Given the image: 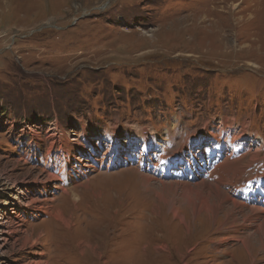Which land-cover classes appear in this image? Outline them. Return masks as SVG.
I'll use <instances>...</instances> for the list:
<instances>
[{
	"label": "rangeland",
	"instance_id": "rangeland-1",
	"mask_svg": "<svg viewBox=\"0 0 264 264\" xmlns=\"http://www.w3.org/2000/svg\"><path fill=\"white\" fill-rule=\"evenodd\" d=\"M0 106V264H264L258 221L138 164L142 130L233 125L264 171V0H0Z\"/></svg>",
	"mask_w": 264,
	"mask_h": 264
},
{
	"label": "bare ground",
	"instance_id": "bare-ground-1",
	"mask_svg": "<svg viewBox=\"0 0 264 264\" xmlns=\"http://www.w3.org/2000/svg\"><path fill=\"white\" fill-rule=\"evenodd\" d=\"M218 127H205L203 130L190 135V138L180 139L174 149L171 148L170 151L165 152L157 150L161 149L162 146L158 145L156 142L155 133L142 130L141 133L138 134V136L144 140V143L140 144L141 155H139L138 164L145 168L147 167L145 163H147L148 169H146V171L155 174L158 178L172 177L174 180L183 182L182 184L186 186V189H192L191 192L194 193L192 198L196 196L198 200L192 205L193 213L205 210L217 216L223 207H228L231 214L236 213L243 217L241 224L247 223V225H250L253 221H258L257 231L263 233L264 236V201L256 199V195H260L264 199V171L262 173L253 171V166L256 162V152H261L263 148H255L250 152V148L245 146L246 142L244 138H246V126L242 128L241 133H236L233 130V125L230 127L223 126L225 129L224 133H222L221 128ZM201 136H203V139H201ZM111 138L112 137L109 136L105 137L106 140H111ZM117 139L118 136L116 132H114L113 142L115 143ZM149 144L155 148L153 152L155 154L151 153L146 156V149L149 147ZM64 147L66 148L65 145ZM185 149H187L186 153L187 156H189L188 158L183 154ZM202 151L206 156H199ZM248 154L249 158L245 160ZM197 157L201 158L200 163L196 162ZM259 163L264 169V157H260ZM51 169L57 171L58 168L53 167ZM198 173L202 174L199 176ZM47 178L49 180H54L55 176L49 173ZM223 180L231 182V185L244 195H252L253 204L238 201L233 195L223 191H227V188H223V190L220 189L218 183ZM171 183L164 184L163 187L166 185L169 187L170 185V188H172ZM229 190L228 192L233 191L232 189ZM38 201L34 203L35 205H39L36 206L38 212L48 213L50 207H46V205L43 206L42 202ZM226 203L231 207L229 205L225 206L224 204ZM255 204L262 207H258ZM171 210L170 211L175 217L180 216V211L178 209L175 208ZM242 212L244 215L241 214ZM245 214L247 215L245 216ZM55 217L59 222H66L61 212H57ZM234 223L233 221L232 224ZM241 224L239 226H231V230L234 231L230 237L226 238V241H229L232 237H238ZM245 239L246 238L243 239L244 243L247 242ZM30 264L40 263L33 261Z\"/></svg>",
	"mask_w": 264,
	"mask_h": 264
},
{
	"label": "trees",
	"instance_id": "trees-1",
	"mask_svg": "<svg viewBox=\"0 0 264 264\" xmlns=\"http://www.w3.org/2000/svg\"><path fill=\"white\" fill-rule=\"evenodd\" d=\"M1 108H3V106H0V109H1ZM1 113L4 114V113H5V110H2ZM1 113H0V114H1Z\"/></svg>",
	"mask_w": 264,
	"mask_h": 264
}]
</instances>
